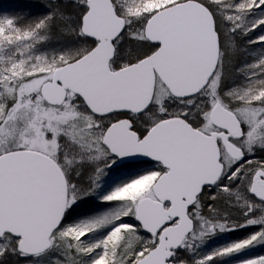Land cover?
Instances as JSON below:
<instances>
[{"label": "snow or ice", "instance_id": "1", "mask_svg": "<svg viewBox=\"0 0 264 264\" xmlns=\"http://www.w3.org/2000/svg\"><path fill=\"white\" fill-rule=\"evenodd\" d=\"M0 264H264V0L0 11Z\"/></svg>", "mask_w": 264, "mask_h": 264}, {"label": "rangeland", "instance_id": "2", "mask_svg": "<svg viewBox=\"0 0 264 264\" xmlns=\"http://www.w3.org/2000/svg\"><path fill=\"white\" fill-rule=\"evenodd\" d=\"M13 2L14 0H0V11L6 10L8 6L12 4Z\"/></svg>", "mask_w": 264, "mask_h": 264}]
</instances>
